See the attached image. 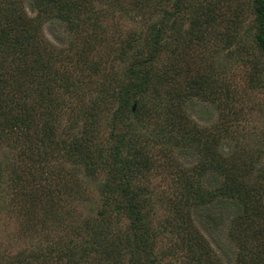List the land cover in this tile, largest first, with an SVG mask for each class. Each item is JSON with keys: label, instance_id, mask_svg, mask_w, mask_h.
Masks as SVG:
<instances>
[{"label": "rangeland", "instance_id": "obj_1", "mask_svg": "<svg viewBox=\"0 0 264 264\" xmlns=\"http://www.w3.org/2000/svg\"><path fill=\"white\" fill-rule=\"evenodd\" d=\"M91 1L92 8L79 15L81 20L77 26H70L62 19L37 17L40 25L29 44V52L0 57V72L13 59L15 64L34 73L29 79L31 98L28 95L27 102L23 101L30 103L36 121L26 132L14 125L6 134L4 128L0 138V264H15L21 253L32 255L33 251L41 252L44 245L58 247V242L66 248L75 242L82 249L84 236L78 234L76 225L86 219H102L101 211L108 208L106 187L111 173L108 165L100 162L107 160L106 156L96 157L99 164L90 171L70 160L65 143L81 133L82 123L78 117L82 116L86 105L90 108L95 102L98 106L96 152L100 149L104 155L111 152L115 143L113 115L119 106L113 91L129 81L130 68L142 66L134 62L137 47L145 43L153 25L176 12L178 1L183 3L186 27L190 25L192 14L207 10L208 5L212 9L213 18L202 23L206 39L189 42V36L184 35L179 49L188 46V54L183 59L186 70L193 68L195 72L202 68L211 72L217 91L211 95H192L177 104L176 87L172 85L170 74H175L182 59H176L173 51L166 48L154 60L156 77L151 85L144 93L137 94L147 105H158L153 106L155 114L143 117L142 121L133 114L135 112L127 114L126 119L135 122L140 141L151 158L147 177L141 178L139 183L141 187L145 185L143 191L149 201L146 209L153 264H178L177 258L184 255L181 234L175 229L184 220L173 210V200L181 195L185 181L182 174L186 172L189 180L202 179L207 189L216 188L221 180L215 171L201 178L200 152L181 136L177 124L171 123L172 114L167 111L172 105L193 126L218 132L221 155L235 156L237 161L247 158L253 165L248 169V179L254 182L262 176L264 183V57L255 40L253 0ZM12 7L23 9L30 17L38 15L34 0H0V13ZM129 37L135 38L133 49L127 45ZM36 55L48 60L49 68L32 69ZM10 75L12 71H8L7 77ZM2 87L7 90L2 91ZM11 89L15 91V87ZM11 89L9 85L4 86L1 78L0 101L8 104L13 112L20 111L19 104L10 100L8 90ZM55 119V133L50 140L45 124ZM76 120L79 124L71 126ZM56 141L61 143L60 149L55 147ZM30 144L35 146L30 149ZM29 149L37 161L29 158ZM32 208L35 210L30 211ZM237 208V203L226 197L191 207L196 226L223 264H237L239 257L247 255L248 249L229 236ZM109 212L112 214L109 230L112 228L113 236L106 245L114 256L94 249L83 263L131 264L125 239L132 235L131 220L112 207ZM33 214L37 217L31 222ZM115 244L121 255L111 250ZM29 262L71 263L67 258L57 260L56 255L32 258Z\"/></svg>", "mask_w": 264, "mask_h": 264}, {"label": "trees", "instance_id": "obj_2", "mask_svg": "<svg viewBox=\"0 0 264 264\" xmlns=\"http://www.w3.org/2000/svg\"><path fill=\"white\" fill-rule=\"evenodd\" d=\"M145 1L147 0H136L137 3H144ZM34 2L38 9L36 17H30L23 9H15V7L8 8L0 13V57L4 55L8 57L11 54L15 56L18 53L27 54L29 52V44L36 36L40 25L37 17L40 16L43 20L44 18L62 19L70 26H77L81 20L79 15L92 8L91 0H34ZM181 4L183 3L178 1L176 12L168 14L169 16L166 15L167 17L162 19L159 24L153 25L151 33L145 39V43L139 45L134 54V62H138L142 66L140 68H130L129 81L118 88L117 91H113L119 106L114 110L113 115L115 143L111 148V152L105 155L103 149L96 152L97 147H95L94 141L95 129L98 125L96 121L98 106L95 102L92 106H89L90 108H87L86 105L82 116L78 117L82 123L81 133L74 136L69 143H65L70 160L83 164L89 171L99 164L100 160L96 157H107V160L100 161L108 165L111 173L108 176L106 187L108 193L106 206L108 208L101 211L102 219L100 221L86 219L76 225L78 234L84 236L81 243L82 249L78 248L75 242L68 248L60 242L57 243L58 247L48 244L47 246L44 245L41 252L33 251L32 255L21 253L22 255H19L14 261L15 264L26 262L32 264V262H29L32 258L38 260L40 256L50 258L55 255L57 260L67 258L71 261L70 264L72 262H74L73 264H86L83 263V260L94 249H100L108 256L113 257L114 255L108 251L110 249L106 245V243H110L108 239L113 236L112 228L109 230V224L112 221V214L109 212L111 207L117 213L126 214L131 220L129 230L132 235H127L125 238L130 253V263H154V257L151 256L149 211L146 209L149 201L145 196V191H143L145 185L141 187L139 183L141 178L147 177L146 170L151 168V158L140 141L135 122L126 119L127 114L135 112L133 114L139 118V121H142L145 116L155 114L153 106L158 105H147V102L143 99L140 100L137 94L144 93L151 85L150 83L156 77L153 72L155 70L154 60L166 48L173 51L176 59H182L179 67L175 69V74H170L172 85L176 87L175 96L179 100L177 104L192 95H211L217 91V88L214 89L211 72L208 73L202 68L195 72L192 71L193 68H189L190 71L186 70L185 60L183 59L188 54V46L184 45L183 49H179L184 35L189 36V42L193 39L203 42L206 39L207 33L204 31L202 23L209 22L213 18V16H210L212 9L208 5L205 7L207 10L201 11L199 14H192L190 25L186 27L187 21ZM253 9L256 14L257 28L255 40L264 57V0H253ZM201 18H204V20H201ZM127 45L133 49L135 38L129 37ZM36 56L38 57L32 69L45 70L49 68L48 60L40 55ZM210 65L214 69L215 66ZM8 71H12L11 78L10 76L7 77ZM27 73L32 72L28 71L26 67L23 68L17 62L15 64L13 59H11V64L4 68L3 72H0V81L2 78L4 86L9 85V89L15 87V91L8 90L10 100L14 104H19L21 108L20 111L13 112L8 104L0 101V138L3 136L4 128L7 134L9 128L14 125L22 127L25 132L33 124L36 125L30 103L24 102H27L26 97L28 95L31 98L32 88L29 86V79L34 75V73L31 75H27ZM182 84L186 86L185 89L181 87ZM5 90L7 88L2 87V91ZM157 100L161 101L159 98ZM135 102L139 103L136 109L133 110ZM167 112L172 114L171 123L177 124L181 136L187 139L195 149L199 150L198 172L201 178L210 171H215L221 179L216 188L207 189L205 185H202V179L189 180L186 172L182 174L185 181L183 182L181 195L173 200L174 213L181 214L184 220L182 225L175 226L173 224L181 234L180 245L184 251V255L179 259L177 258V263L223 264L206 236L196 226L191 207H198L210 203L214 199L226 197L232 198L238 207L229 236L232 239H237L245 250L248 249L246 250L247 255L239 257L237 264H264V183H262V176L251 182L247 174L249 173L248 169L253 165L247 158L241 159L243 161H237L235 156H222L218 151L220 140L218 132H215V135L210 131L202 130L199 126H193L191 122L187 121L188 119L183 113L174 109L173 105ZM56 121L57 119L53 123L47 121L45 124V130L50 134V140L54 137ZM78 122V120L71 122V126L76 127L79 124ZM165 137L167 138L168 135H165ZM54 144H56V148H61L60 142L56 141ZM34 146L30 144L29 148L31 149ZM30 149L28 152L31 153ZM124 151L126 153L123 155ZM30 153H27L29 158L37 161L36 156ZM139 188L144 193H141ZM33 210L35 209H30V211ZM35 213L37 211H34ZM34 214L31 216V222L37 217ZM167 224H170L169 221ZM249 244L252 245V248H248ZM110 248L114 253L121 255L118 244L112 245Z\"/></svg>", "mask_w": 264, "mask_h": 264}, {"label": "water", "instance_id": "obj_3", "mask_svg": "<svg viewBox=\"0 0 264 264\" xmlns=\"http://www.w3.org/2000/svg\"><path fill=\"white\" fill-rule=\"evenodd\" d=\"M137 103L135 102L133 105V110H135Z\"/></svg>", "mask_w": 264, "mask_h": 264}]
</instances>
